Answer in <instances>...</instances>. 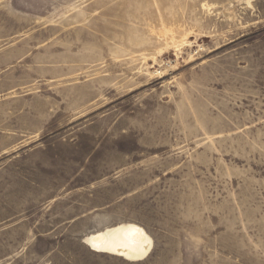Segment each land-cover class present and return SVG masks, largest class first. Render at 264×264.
Segmentation results:
<instances>
[{
	"label": "rangeland",
	"instance_id": "374dc122",
	"mask_svg": "<svg viewBox=\"0 0 264 264\" xmlns=\"http://www.w3.org/2000/svg\"><path fill=\"white\" fill-rule=\"evenodd\" d=\"M0 264H264V0H0Z\"/></svg>",
	"mask_w": 264,
	"mask_h": 264
},
{
	"label": "bare ground",
	"instance_id": "6f19581e",
	"mask_svg": "<svg viewBox=\"0 0 264 264\" xmlns=\"http://www.w3.org/2000/svg\"><path fill=\"white\" fill-rule=\"evenodd\" d=\"M83 243L96 253L108 254L130 262L145 259L151 251V239L134 224H119L88 235Z\"/></svg>",
	"mask_w": 264,
	"mask_h": 264
}]
</instances>
